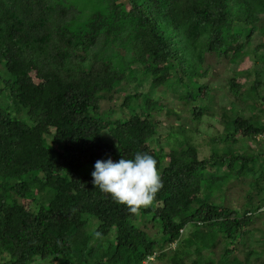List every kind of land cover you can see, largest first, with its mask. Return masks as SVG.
<instances>
[{
	"label": "trees",
	"instance_id": "1",
	"mask_svg": "<svg viewBox=\"0 0 264 264\" xmlns=\"http://www.w3.org/2000/svg\"><path fill=\"white\" fill-rule=\"evenodd\" d=\"M261 25L264 0H0V264H143L149 256L264 264L261 248L237 256L264 215V150L243 144L264 140L260 112H222L230 143L212 139L203 158L184 133L167 135L177 147L155 151L162 106L141 91L147 80L153 92L174 78L171 89L182 86L200 121L212 99L199 81L206 53L230 63L244 53L255 77L244 87L237 71L228 89L264 113L256 70L264 68V42H251L264 34ZM126 88L127 117L101 109ZM237 135L248 152L237 150ZM137 152L157 160L163 188L133 215L95 188L91 173L97 160ZM240 179L241 211L220 203ZM141 216L155 232L142 228ZM218 243L220 262L209 256Z\"/></svg>",
	"mask_w": 264,
	"mask_h": 264
},
{
	"label": "rangeland",
	"instance_id": "2",
	"mask_svg": "<svg viewBox=\"0 0 264 264\" xmlns=\"http://www.w3.org/2000/svg\"><path fill=\"white\" fill-rule=\"evenodd\" d=\"M264 29V25H261ZM251 42L253 44L263 43L264 34L259 31L256 32ZM204 68H207L204 77L200 78L201 83H205L211 93V101L209 102V109L203 114L200 121H196L191 114L192 102L186 101V94L182 89V86L177 85L176 91L174 92L171 87L174 86V78L169 79V87L156 88L151 92L150 81L147 80L143 82L141 91L146 95H150L157 101L158 104L162 106L161 110L154 112V117L158 120V141L151 144V147L158 151L161 146L165 152H168L169 148L177 147L178 144L167 141L168 134H177L179 137L180 133H184L189 141L194 144L198 149L199 158H203L210 154V147L212 145V139L218 138L220 143H230L229 139L226 141L225 134L223 132L224 119L221 117V113L229 110L230 108H235L242 110L241 114L250 115L252 113L260 112V118L264 121L263 107L258 106L257 109H253V101H241L240 96H235L230 93L228 89V80L234 75L235 72L241 71L242 74L238 75L236 81L243 85L244 87H249L250 83L253 81L255 74L249 70L250 62L246 58V54H242L240 58L233 63H230L225 57L219 58L215 54L206 53L204 59ZM257 68H259L257 66ZM204 69H201V71ZM260 72L257 76L260 77L262 85L261 88L264 92V68L256 69ZM179 74V73H178ZM183 77V75H181ZM243 90V88H242ZM134 91V90H133ZM127 93L126 90H122L115 93L112 100H103L101 102V109L104 112H112L114 117L125 118L128 116L126 109H120V102L122 97ZM200 100H196V104H199ZM183 130V131H182ZM239 141L237 142V150L243 149L248 152V149L244 147L243 144L249 145L251 151H262L264 150V140L259 138L257 141H248L247 139L242 141L241 137L237 135ZM216 141V140H215ZM158 142V143H157ZM243 143V144H242ZM242 153V152H240ZM165 163V160H163ZM225 168V167H224ZM223 168V169H224ZM264 182V181H263ZM247 188L246 180H234L229 184L228 190H226L224 200L220 202L221 204L236 208L241 211L247 203L245 196V190ZM256 196L255 194H253ZM258 216V215H257ZM141 224L142 228L148 233H153L155 230L152 227V223L145 221ZM189 225L186 226L185 230L182 232V237L187 235L189 232ZM245 241L249 244L247 246L240 247L237 256L242 259L244 256V251L248 248H253L255 250L262 249L264 252V215L261 214L255 218L254 223L250 227V231L247 234ZM175 245H171L173 248ZM241 246V245H240ZM223 244L218 243L216 248L209 254L211 258L220 262L219 255L222 252ZM169 248L166 252H169ZM207 255V251H204ZM264 255V254H263ZM264 257V256H263ZM155 258V257H154ZM167 257H161L159 259L150 260L147 264H170Z\"/></svg>",
	"mask_w": 264,
	"mask_h": 264
},
{
	"label": "clouds",
	"instance_id": "3",
	"mask_svg": "<svg viewBox=\"0 0 264 264\" xmlns=\"http://www.w3.org/2000/svg\"><path fill=\"white\" fill-rule=\"evenodd\" d=\"M91 173L92 183L112 200L128 208L130 214L151 205L154 196L163 188L158 175L157 160L148 153L137 152L133 159L121 158L113 162L111 158L97 160ZM96 238H102L100 232Z\"/></svg>",
	"mask_w": 264,
	"mask_h": 264
},
{
	"label": "built area",
	"instance_id": "4",
	"mask_svg": "<svg viewBox=\"0 0 264 264\" xmlns=\"http://www.w3.org/2000/svg\"><path fill=\"white\" fill-rule=\"evenodd\" d=\"M153 256H149L147 261H144L143 264H147L150 260H153Z\"/></svg>",
	"mask_w": 264,
	"mask_h": 264
}]
</instances>
